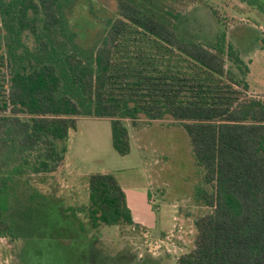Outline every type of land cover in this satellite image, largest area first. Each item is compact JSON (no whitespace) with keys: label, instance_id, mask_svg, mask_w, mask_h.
<instances>
[{"label":"trees","instance_id":"16d2710c","mask_svg":"<svg viewBox=\"0 0 264 264\" xmlns=\"http://www.w3.org/2000/svg\"><path fill=\"white\" fill-rule=\"evenodd\" d=\"M84 1L0 0V237L17 235L15 184L63 169L77 120L110 118L127 155V120L173 117L210 186L196 197L211 208L177 264H264V98L248 94L240 50L224 30L191 35L186 10L202 0H116L86 47L69 17ZM88 187L93 228L135 225L112 173L90 174Z\"/></svg>","mask_w":264,"mask_h":264},{"label":"rangeland","instance_id":"374dc122","mask_svg":"<svg viewBox=\"0 0 264 264\" xmlns=\"http://www.w3.org/2000/svg\"><path fill=\"white\" fill-rule=\"evenodd\" d=\"M83 3L69 17L87 47L104 34L117 2ZM186 17L191 35L210 40L227 32L249 64L248 94L264 98V0H202ZM111 121L80 118L69 133L63 169L15 184L7 214L17 235L0 237V264H177L194 248L195 221L211 210L198 201L197 188L210 186L187 132L173 117L127 120L131 150L121 155ZM102 172L121 183L134 226L89 223V176Z\"/></svg>","mask_w":264,"mask_h":264},{"label":"crops","instance_id":"0c3cea01","mask_svg":"<svg viewBox=\"0 0 264 264\" xmlns=\"http://www.w3.org/2000/svg\"><path fill=\"white\" fill-rule=\"evenodd\" d=\"M123 188V187H122Z\"/></svg>","mask_w":264,"mask_h":264}]
</instances>
